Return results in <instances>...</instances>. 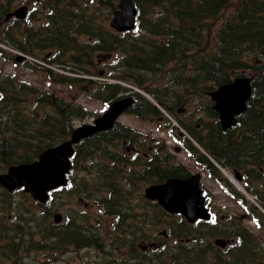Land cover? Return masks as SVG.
<instances>
[{"label": "trees", "instance_id": "obj_1", "mask_svg": "<svg viewBox=\"0 0 264 264\" xmlns=\"http://www.w3.org/2000/svg\"><path fill=\"white\" fill-rule=\"evenodd\" d=\"M38 1L44 6L42 11L47 24L23 27L18 24L3 26L5 15L17 1L0 0V42L71 75L28 60L22 64L51 83L99 102L110 103L121 94H130L135 99L129 110L131 113L142 120L156 122L162 128H170L171 121L142 94L118 82L90 77L112 78L142 89L176 117L221 166L240 171L246 189L260 203L264 201V0H134L138 10L137 27L125 33L115 32L106 23L120 0ZM230 7L232 11L216 28L214 23ZM106 10L105 22L101 14ZM114 54L118 55L117 61ZM0 56L16 60L14 53L1 47ZM243 71H250L254 76L253 97L238 125L224 130L208 93L230 83ZM190 98L209 120H204L202 115L190 121L181 119L178 106ZM28 102L33 103V109L24 107ZM88 115H91L88 110L54 92L27 85L11 76H0L2 166L33 161L45 148L67 139L75 119ZM122 140L130 146L135 145L136 132L118 124L109 133L83 141L73 158L75 168L83 164L84 168H91L95 163H102V167L95 170L97 179L82 180L78 192L86 198H94L106 214L120 218L114 229L128 226L120 206V200L127 196L122 193V184L139 173L135 171L136 166L143 167L139 179L146 181L161 182L169 177L188 176L182 165L162 162L154 152L147 154V159L136 157L129 161L123 153L113 152L116 146L113 143ZM186 140V149L196 162L212 178L234 191L233 185L211 160ZM165 155L170 154L165 152ZM257 180L263 181L261 192L256 188ZM98 187H102L105 194L94 192ZM3 196L9 197L6 192ZM253 213L256 219L261 215L255 209ZM69 222L68 225H51L47 230L49 236L58 238L54 240L56 249L68 242H102V236L91 230L84 218L70 217ZM235 232L242 241L231 251L235 261H249V258L257 261L261 255L264 264V250L250 246L251 240L247 239L250 234L246 229L239 225ZM181 237L189 235L184 233ZM13 244V241L4 242L2 255L6 254L7 260L14 257ZM206 250L201 246H181L187 262L174 259V264H205Z\"/></svg>", "mask_w": 264, "mask_h": 264}, {"label": "rangeland", "instance_id": "obj_2", "mask_svg": "<svg viewBox=\"0 0 264 264\" xmlns=\"http://www.w3.org/2000/svg\"><path fill=\"white\" fill-rule=\"evenodd\" d=\"M27 1L28 0H25V4L29 6V11H31L33 14H40L39 9L41 5H36L35 3L31 2L28 3ZM232 9L233 7H230L228 11H226L224 15L220 19H218L216 23H214L216 24V28L222 23L226 15L230 13ZM107 15L108 13L106 10L102 12L101 18H103L105 21ZM37 16L35 15L33 18H31L35 23H37V20H35ZM106 23L110 25V21ZM0 46L4 45L0 44ZM113 57L114 60L117 61L118 55L114 54ZM32 62L35 63V61ZM109 62H112V60H110ZM248 73L251 74L250 71ZM0 76H11L17 81L19 80L26 83L27 85L34 86L45 91L54 92L63 97L65 100L68 99L70 101H73L75 104L82 106L94 115L102 114L107 108V105L102 102L94 101L88 96L77 95L75 93H72L65 86L51 83L42 74L36 73L35 70L29 69L25 64H22L21 62H14L0 57ZM112 81L113 80L110 79V82ZM161 84L162 83H159L158 85ZM33 106V103L30 102L24 105L26 109L27 107L33 109ZM196 107V104L192 103L191 98L188 100V102H183L182 104H180L178 106V109L182 110V112L180 113L181 119L188 121L192 118L197 117L198 115H202L204 120H209L208 117L202 112H199ZM191 114L193 115L191 116ZM92 122L93 115H89L85 118L74 120L72 122V126L75 128L80 125ZM120 123L130 126L134 130L142 133L145 138H148L147 143L150 142V139H155V141H158V143L164 142V144L169 146L171 152L175 153V151L173 150L175 143H170L172 142V138L168 133V129H159L160 126L158 123L145 122L139 120L137 117L131 114H125L124 116H122L120 118ZM2 136L3 135H0V138ZM113 150L121 151L122 149L116 147ZM174 160L186 166L191 173H203L202 187L207 190L212 196L213 207H215L216 211L218 212L219 218L224 217L226 219L220 224L223 228H225L229 232L234 231L239 220L243 219L244 221H242V224L245 225L246 228L255 235L257 240L264 247V229L256 226V224L252 222L250 218L246 217L247 219H241V215L245 211L242 210V206L238 204V201L235 197L223 191L215 180H213L208 174L200 170V168L196 166L193 158L190 157L185 151L177 154L175 153ZM83 166L84 165H79L73 170L71 174V179H73L74 186L70 190L64 189L62 191H59V193L54 194L53 200L46 206L45 209L39 205L37 206L32 197L22 190L12 193V195H10L8 199H5V196H3V193L5 191L0 188V225L4 224V221H6L8 225H6V227L2 230V233L4 235H7L6 232L14 231L15 228L13 227V224L18 222V217H21L24 220V227L21 230L22 237L28 239V237L26 236L31 235L33 236V240H40V236H42L41 233H44L47 230L48 226L54 225L53 216L60 213L64 216V220L67 221V225L70 224L69 218L76 217V215H85L87 216L88 220L95 218L96 223L90 221L85 222V224H90L93 227L94 231H98L97 233H99L103 238L105 237L107 240L108 236L112 235L113 233L115 220L111 216L103 215L104 212H101L100 208H98L95 202L86 198L81 199L77 195L78 189H80V178L85 176L88 179H94L96 175L95 169L84 170L85 168ZM4 170L6 169L2 166L0 161V172ZM147 184L148 181L146 182L144 180H138L134 184V186L130 185L129 187L133 190V193L127 199L131 200L130 203L135 204L137 208H144L143 213L146 215L145 222L147 221V223H149L147 220V218H149L152 219L153 222L157 223L153 226H145V228H143V231H145L144 233L153 236L154 234L162 235L163 231H167L170 234L169 236H163L165 242L161 245H165L169 248H175L177 247V241L174 239V237H172V235L173 232H179V223L181 221L173 216L167 217L162 209L153 204H148L149 202L146 201L143 196V192ZM251 197L253 196L251 195ZM237 198L239 197L237 196ZM14 201L15 207H17L16 209H13L10 206L14 205ZM137 211L139 210L137 209ZM4 212H6L7 218H5ZM186 230L192 235L196 233V228L191 226H187ZM134 234H136L135 241H137L136 246L138 251V249L141 248V245L147 244L148 239L142 233H135V230ZM214 240L215 239H206L203 246L209 247L210 245H215ZM111 242L112 241L106 243V248L104 249V251L94 249L95 247L78 250L76 252L72 251L66 254H60L59 252L53 250H43L42 252L40 251L37 253H23L22 256H24L17 262H14V258H12L7 260V262L4 264H128V251L126 250V248L123 247L122 250H114V247L117 246V244L115 242ZM221 255L227 257L225 254ZM0 264L3 263L0 262ZM130 264H132V262H130Z\"/></svg>", "mask_w": 264, "mask_h": 264}, {"label": "water", "instance_id": "obj_3", "mask_svg": "<svg viewBox=\"0 0 264 264\" xmlns=\"http://www.w3.org/2000/svg\"><path fill=\"white\" fill-rule=\"evenodd\" d=\"M136 7L133 0H121L120 9L115 12L111 26L123 32L135 27ZM16 16L25 18L26 9L21 8L10 13L8 18ZM24 56L19 59L22 60ZM253 93L252 79L246 76L237 77L233 82L223 84L210 93L214 109L218 111L222 127L227 130L237 124V117L243 114ZM134 103L132 97L114 101L103 115L93 124L83 125L72 132L71 138L58 146L45 150L39 159L30 164L11 166L6 174H0V184L14 191L24 187L34 199L46 203L49 192L68 183L67 174L71 170V158L74 146L85 138L96 133L111 130L118 118ZM240 180V175L236 174ZM200 174L188 179H168L165 183L153 185L146 189V197L158 202L169 212L182 213L190 222L197 219H208L210 215L203 206L205 198L200 189ZM61 215L55 221H61ZM218 244L223 242L217 240Z\"/></svg>", "mask_w": 264, "mask_h": 264}, {"label": "flooded vegetation", "instance_id": "obj_4", "mask_svg": "<svg viewBox=\"0 0 264 264\" xmlns=\"http://www.w3.org/2000/svg\"><path fill=\"white\" fill-rule=\"evenodd\" d=\"M148 249L149 246H147V244L141 245V248L138 249V251L134 250V248L130 245L127 256L128 264H130V262H132V264H151L152 261L150 258L155 257L157 253L149 252Z\"/></svg>", "mask_w": 264, "mask_h": 264}, {"label": "bare ground", "instance_id": "obj_5", "mask_svg": "<svg viewBox=\"0 0 264 264\" xmlns=\"http://www.w3.org/2000/svg\"><path fill=\"white\" fill-rule=\"evenodd\" d=\"M34 33V32H33Z\"/></svg>", "mask_w": 264, "mask_h": 264}]
</instances>
